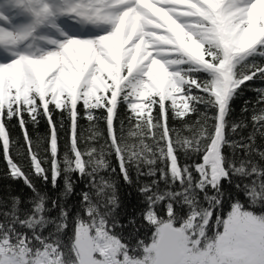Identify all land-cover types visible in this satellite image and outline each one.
Listing matches in <instances>:
<instances>
[{
    "label": "snow or ice",
    "instance_id": "1",
    "mask_svg": "<svg viewBox=\"0 0 264 264\" xmlns=\"http://www.w3.org/2000/svg\"><path fill=\"white\" fill-rule=\"evenodd\" d=\"M255 81L264 0H0V153L31 191L0 198V264H264ZM121 180L141 223L121 222Z\"/></svg>",
    "mask_w": 264,
    "mask_h": 264
},
{
    "label": "trees",
    "instance_id": "2",
    "mask_svg": "<svg viewBox=\"0 0 264 264\" xmlns=\"http://www.w3.org/2000/svg\"><path fill=\"white\" fill-rule=\"evenodd\" d=\"M251 87L254 88H259V87H264V82L260 81H255V82H248ZM255 93L251 91H245L243 96L238 98L233 107H234V115L233 119H239L241 117V108L243 107L244 101L245 100H254ZM125 112L121 111L120 118L124 119L125 118ZM244 115L250 116V113H245ZM196 117L193 116L192 120H195ZM80 127L81 129H87L89 126V122L85 119L80 120ZM170 125L173 127H180L179 122L172 120L170 118L169 121ZM14 125V126H13ZM119 125L117 124V127ZM10 127V133L14 138L19 139V143L23 145V136L21 129L19 128V125L15 123V121L12 122V124L9 125ZM99 129L105 133V136L107 135L106 133V128L104 125L103 121H100L98 125ZM125 127L127 128V121L125 120ZM29 131L35 140L36 136H46L48 134V126L47 124L42 120L39 127H29ZM250 131V127L248 129L244 130V135L246 136L248 132ZM60 137H61V144H63L66 139H67V134L66 130L60 132ZM238 138V137H236ZM101 143L103 142L102 140L100 141ZM258 143H261L258 141ZM7 173V167L6 164L3 160L2 153H0V198H7L9 194L13 195H19L21 196L22 199L28 197L31 195V191L23 184V181L19 180H12L6 176ZM37 186L40 187L41 189H44L47 187V189L50 191L51 186H44L42 182L37 181ZM120 187H119V196L121 200V207L117 209V212L120 214V219L121 222H127L129 217H137V223H141L139 214L143 210L144 205L142 203V197L140 194L137 192L136 187H129L128 185L124 184L123 181L121 180L119 182ZM227 188L228 185H225ZM83 188V184L77 185V193ZM70 203L75 206V208L79 207V196L74 195L70 199ZM132 231L131 226L129 228L125 229V235H128ZM150 231L146 228H141L140 232L137 234L141 237L145 236H150Z\"/></svg>",
    "mask_w": 264,
    "mask_h": 264
}]
</instances>
